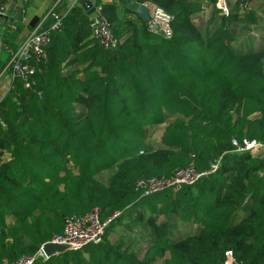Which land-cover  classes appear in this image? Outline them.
I'll list each match as a JSON object with an SVG mask.
<instances>
[{
  "label": "trees",
  "instance_id": "obj_1",
  "mask_svg": "<svg viewBox=\"0 0 264 264\" xmlns=\"http://www.w3.org/2000/svg\"><path fill=\"white\" fill-rule=\"evenodd\" d=\"M143 2L173 17L170 39L148 30L137 14ZM226 4L228 16L213 8L203 31L193 22L203 17L200 0L106 4L102 15L121 42L111 51L90 38L80 7L71 10L31 89L13 80L0 97V261L36 254L66 217L97 208L101 220L120 213L102 243L35 264H224L228 251L235 264H264V159L235 152V144L264 145V9ZM9 59L0 74H10ZM216 160L214 173L178 192L134 190L140 179L190 163L201 173ZM121 221L149 228L141 259L108 244Z\"/></svg>",
  "mask_w": 264,
  "mask_h": 264
},
{
  "label": "built area",
  "instance_id": "obj_2",
  "mask_svg": "<svg viewBox=\"0 0 264 264\" xmlns=\"http://www.w3.org/2000/svg\"><path fill=\"white\" fill-rule=\"evenodd\" d=\"M68 12L79 5V0H66ZM94 11L88 16V30L90 38L104 50H114L121 43L112 34L111 26L107 19L102 15V6L96 0H88ZM237 0H232L236 2ZM132 3V1H130ZM143 6L148 11L147 28L152 33L160 34L165 39L172 37L173 17L164 11L160 6L152 2L138 4L137 9ZM215 7L223 17L228 16L226 0H216ZM58 4H54L47 15L34 31L22 42L18 49L10 56L6 65V71L10 73L11 79L22 82L23 87L31 89L34 85L32 80L36 72V66L46 62V47L50 43L51 34L58 32L62 28L63 17L57 13ZM201 15L205 7H201ZM5 7L0 6V14L4 13ZM49 23V25H48ZM236 153L253 154L257 147L264 146L260 143H244L243 146L236 145ZM219 161H214L210 168L205 172H198L193 163L183 169H176L169 177H151L136 181L134 190L140 197L161 193L166 190L173 192L180 191L185 186H192L202 177L214 173L219 167ZM119 212L114 213L105 220L100 219V211L92 209L84 215H71L65 218L64 225L60 234H54L50 243L65 246L67 250H79L86 246H97L102 243L106 230L110 223L119 216ZM48 258L42 251V247L34 255H22L15 260L2 259L0 264H35L37 261H46ZM224 264H235L232 252L225 253Z\"/></svg>",
  "mask_w": 264,
  "mask_h": 264
},
{
  "label": "crops",
  "instance_id": "obj_3",
  "mask_svg": "<svg viewBox=\"0 0 264 264\" xmlns=\"http://www.w3.org/2000/svg\"><path fill=\"white\" fill-rule=\"evenodd\" d=\"M120 0H99L96 3L104 6L110 3H119ZM252 9H256L261 12V8H258V5H262V9H264V0H250ZM201 5L205 7V11L203 15L206 20L213 11L214 4L210 2V0H200ZM6 4L3 5L5 7L4 13L8 14L10 7H14L11 10L10 18L15 19L12 23H7L4 26L0 25V37L5 34L8 45L5 46V51L0 52V62H5V60L10 57L22 44V42L34 31L38 24L43 20L45 15L49 9L54 5L58 4L57 13L63 17V21L71 14L68 12V3L66 0H6ZM80 11L82 13L86 12L80 6ZM207 8L210 9L207 12ZM207 12V14H206ZM259 13V12H258ZM4 14V15H6ZM88 16V15H87ZM201 16V15H200ZM72 17V16H71ZM199 14L193 17V22L198 23ZM49 25V23H48ZM256 34V33H254ZM257 35V34H256ZM2 45L0 38V49ZM69 67H63V72H68L70 70ZM5 71V70H4ZM9 73V72H8ZM10 74H6L2 72L0 74V97L2 98L4 94L7 92V89L10 88L11 85V76ZM13 82V81H12ZM0 98V99H1ZM158 140L156 138V142L160 143L162 132L159 131ZM155 138V137H154ZM155 140V139H154ZM257 143V142H256ZM258 149L253 152V154H249L251 157L264 159V146L257 147ZM5 158V156H4ZM2 158V159H4ZM205 172V171H202ZM259 176H262L261 172H258ZM247 200H245L246 204ZM246 212L244 209H240L234 216V223L239 222L244 216ZM193 221V220H192ZM192 222H188L184 224V234L189 233L193 229L189 227ZM181 231V229H180ZM131 232V233H130ZM150 232L149 228L142 223L129 224L126 227L125 222L121 221L118 223H114L109 230V234L107 237V242L109 245H117L121 246L123 250H128L136 254L138 258H142L146 249L149 247V237L148 233Z\"/></svg>",
  "mask_w": 264,
  "mask_h": 264
},
{
  "label": "water",
  "instance_id": "obj_4",
  "mask_svg": "<svg viewBox=\"0 0 264 264\" xmlns=\"http://www.w3.org/2000/svg\"><path fill=\"white\" fill-rule=\"evenodd\" d=\"M80 6L82 9L86 12V15H91L94 11V8L92 7V4L88 0H79ZM14 9V7H10L8 14L2 15L0 14V25L4 26L7 23H12L15 19L10 18V12ZM137 14L140 15L145 21L148 20V11L143 6H140L137 9ZM42 97V94H41ZM42 251L45 254V257L51 258L52 256H55L57 254H62L67 251V248L65 246H60L57 244H53L50 242L45 243L42 245Z\"/></svg>",
  "mask_w": 264,
  "mask_h": 264
},
{
  "label": "rangeland",
  "instance_id": "obj_5",
  "mask_svg": "<svg viewBox=\"0 0 264 264\" xmlns=\"http://www.w3.org/2000/svg\"><path fill=\"white\" fill-rule=\"evenodd\" d=\"M210 9L207 8V12L209 11ZM206 12V14H207ZM203 17H205L204 15H202ZM202 17V18H203ZM204 19V18H203ZM203 19H199V22L198 23H195L196 25H200V29H202V31L205 29L204 27V22ZM160 129H157L155 130L154 132L151 133L150 137H151V142H153L154 144H158L156 141L158 140V135L160 134V132L158 131ZM155 137V138H154ZM157 138V140H156ZM155 139V140H154ZM5 156V155H4ZM4 156L2 158H4ZM5 159V158H4Z\"/></svg>",
  "mask_w": 264,
  "mask_h": 264
}]
</instances>
